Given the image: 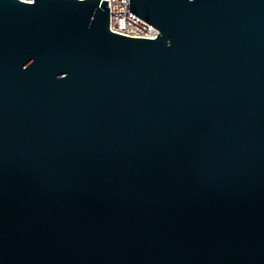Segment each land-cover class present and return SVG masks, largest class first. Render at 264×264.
Instances as JSON below:
<instances>
[{
	"label": "water",
	"instance_id": "95a60500",
	"mask_svg": "<svg viewBox=\"0 0 264 264\" xmlns=\"http://www.w3.org/2000/svg\"><path fill=\"white\" fill-rule=\"evenodd\" d=\"M0 0V264H264V0Z\"/></svg>",
	"mask_w": 264,
	"mask_h": 264
},
{
	"label": "built area",
	"instance_id": "2783aa9c",
	"mask_svg": "<svg viewBox=\"0 0 264 264\" xmlns=\"http://www.w3.org/2000/svg\"><path fill=\"white\" fill-rule=\"evenodd\" d=\"M108 29L111 33L153 40L159 31L129 13V0H108Z\"/></svg>",
	"mask_w": 264,
	"mask_h": 264
}]
</instances>
